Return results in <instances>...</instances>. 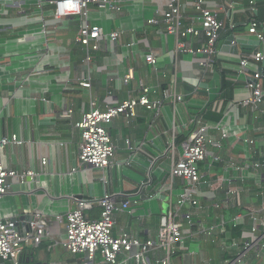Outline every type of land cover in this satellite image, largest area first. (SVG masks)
Returning <instances> with one entry per match:
<instances>
[{
	"label": "crops",
	"instance_id": "obj_1",
	"mask_svg": "<svg viewBox=\"0 0 264 264\" xmlns=\"http://www.w3.org/2000/svg\"><path fill=\"white\" fill-rule=\"evenodd\" d=\"M50 1L0 0V137L15 135L22 141L4 148L0 162L5 169L36 174L23 183L7 179L10 186L0 198V219L38 214L48 231L40 243L24 247L23 264H105L98 253L91 262L84 254H71L63 247L65 216L75 204L73 198L99 197L106 190L123 198L138 192L147 176L151 183L145 193L160 196L150 200L139 197L132 212H118L113 232L156 238L161 212L186 185L180 178L170 182L171 155L165 149L173 138L174 156L178 157L192 116L199 117L207 132L221 141V147H210L200 163L203 177L196 198L201 208L194 220L205 226L223 224L224 231L217 233L214 241L201 234L187 240L172 264H204L203 259L218 257L222 247H229L232 241L254 243L244 264H264V255L262 261L254 256L264 225L252 232L250 217L251 213L263 215L259 192L264 183V117L259 110L241 105L250 95L246 83L255 72L263 75L257 82L264 86V63L250 61L239 74L241 55L253 49H238L235 54L224 47L230 35L255 40L246 29L247 0H232L229 13L224 0H203L204 6L217 10L225 22L215 62L204 76L198 66L200 55L175 53L174 36L163 28L164 0H111L118 10L91 5L87 21L100 26L105 35L99 40V49L91 51L89 62L76 41L79 16L56 18ZM194 1L180 0L182 20L186 26L199 27ZM255 2L256 18L264 30V0ZM152 18L156 22L148 23ZM111 31L119 32L115 42L107 35ZM202 38L201 34L199 40ZM199 40L192 37L189 44L199 46ZM254 47L262 49L263 45ZM150 53L156 57L155 66L145 61ZM130 69L133 78L124 83ZM84 77L89 87L79 84ZM172 81L183 96L182 102L163 95ZM142 86L149 91L142 92ZM141 95L161 102L159 114L156 107L137 105L135 116L121 114L105 124L115 146L105 187L97 169L79 162L80 130L74 124L89 111L91 99L99 110H105ZM212 156L220 160L214 162ZM254 162L261 167H253ZM220 177L223 182L215 188ZM227 181L239 194H226ZM98 212V206L86 211L92 218ZM190 249L197 254H187ZM236 252L233 249L229 255Z\"/></svg>",
	"mask_w": 264,
	"mask_h": 264
},
{
	"label": "built area",
	"instance_id": "obj_2",
	"mask_svg": "<svg viewBox=\"0 0 264 264\" xmlns=\"http://www.w3.org/2000/svg\"><path fill=\"white\" fill-rule=\"evenodd\" d=\"M165 7L163 12V28L167 34L173 35L175 40V53L200 55L201 59L198 66L204 76L215 62L218 52V42L225 30V22L220 18L217 10L204 6L203 0H196L193 6L199 19V27L184 25L181 13L180 0H164ZM226 12H231L233 8L232 0H224ZM50 4L54 8V16L62 18L69 15H77L80 18L76 41L83 46L86 55L85 60H91V51L99 49V40L105 34L100 26L90 24L87 21V14L91 5L97 8H111L118 10L119 7L111 0H52ZM245 10L249 17L246 23L247 33L263 45L262 49H254L243 53L239 60L238 73L244 72L250 61L264 63V30L263 24L256 18L255 0H247ZM148 23H155V19H149ZM230 28L234 23L230 22ZM204 38L199 40L200 35ZM109 39L115 42L119 37L118 31H111ZM196 37L200 41L199 46L189 44V39ZM235 41H231L234 45ZM147 64L155 66L156 57L153 53L146 56ZM263 75L255 72L253 78L255 83L247 82L246 86L250 90L247 99L241 102L243 106H251L260 111L264 117V86L257 82ZM133 78L132 69L123 77V82L128 83ZM79 84L89 87L88 78H82ZM148 87L142 86V92L147 93ZM110 93V92H109ZM172 96L176 103L182 102L183 96L179 94L175 87V82H170L164 96ZM90 109L84 113L74 126L80 130V141L78 143V158L81 165L92 166L99 171V180L106 187L108 185L107 170L112 165L115 146L105 127V124L118 115L125 117L135 116L137 105L145 106L150 109L157 108L156 115L159 114L161 102L158 100L150 101L146 95H141L137 100H126L118 105L107 106L105 110L97 108L96 100L89 102ZM1 112V109H0ZM189 133L184 141L180 143L181 153L175 158V141L173 138L168 142L165 153L171 155V162L168 168V178L170 182L174 178H180L185 182L184 190L177 196L175 201L168 200L166 207L159 216V227L156 238H141L129 232L114 234L115 215L118 212L133 211L132 205L137 204L139 197L150 200L160 196L159 193H145L150 185V176L143 180L138 192L118 198L112 192L105 191L99 197H79L73 198L75 204L66 213L65 240L63 247L71 254H84L88 260L93 262L98 253L105 264H172L174 257L180 253L187 240L199 234L214 241L219 232L224 231L223 224L219 226H205L202 222H195L194 214L201 208L196 198L198 187L203 175L200 171V163L205 160L210 147H221V141L207 132V127L202 125L199 117L192 116L188 122ZM224 134L222 138H225ZM253 143L252 140H247ZM10 144L21 145L15 135L0 137V152ZM132 149V148H129ZM213 161H219V156H212ZM45 164V160H42ZM153 164L151 161L150 165ZM253 167L260 168L259 162H254ZM35 172L31 170L16 171L5 169L0 162V198L4 196L10 184L7 179L23 183L35 178ZM223 178H216L214 187H219ZM226 194H239L240 190L230 186ZM261 198L260 210L258 213H251V231L257 230L258 225H264V183L259 192ZM93 206L99 207L97 217H89L87 210ZM48 236V231L43 225L42 219L38 214L33 216L29 223V230L24 234L18 232L14 223L10 219H0V257L9 259L12 264H20L19 257L27 245H37L43 237ZM237 241H232L230 246L224 245L218 257L203 259L204 264H244L254 243L243 242L239 245ZM254 251L257 261H262L264 255V233L262 241L257 243ZM236 249L235 254L229 255L230 251ZM227 253L226 255L223 253ZM187 254L196 255L194 250H188Z\"/></svg>",
	"mask_w": 264,
	"mask_h": 264
},
{
	"label": "water",
	"instance_id": "obj_3",
	"mask_svg": "<svg viewBox=\"0 0 264 264\" xmlns=\"http://www.w3.org/2000/svg\"><path fill=\"white\" fill-rule=\"evenodd\" d=\"M235 41L234 45H230L231 41ZM259 42L256 40H244V39H235L232 35H230L224 42V47L226 50L232 52V53H238V49H255L254 45H258ZM253 45V46H252ZM250 82L255 83L256 80L254 78H249ZM33 216L29 215H20V216H14L10 218V220L14 223L15 229L24 234L29 230V223L32 221ZM23 227V230L22 228ZM18 262L20 264H23L22 255L19 257ZM0 264H12L9 259H3L0 257Z\"/></svg>",
	"mask_w": 264,
	"mask_h": 264
},
{
	"label": "trees",
	"instance_id": "obj_4",
	"mask_svg": "<svg viewBox=\"0 0 264 264\" xmlns=\"http://www.w3.org/2000/svg\"><path fill=\"white\" fill-rule=\"evenodd\" d=\"M222 85H223V87H225V88H226V87H228V83H227V82H225V80H224V79L222 80Z\"/></svg>",
	"mask_w": 264,
	"mask_h": 264
}]
</instances>
